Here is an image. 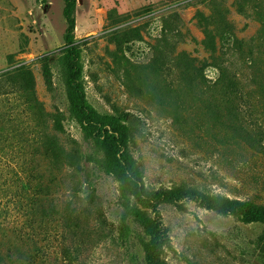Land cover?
Segmentation results:
<instances>
[{
    "label": "rangeland",
    "instance_id": "obj_1",
    "mask_svg": "<svg viewBox=\"0 0 264 264\" xmlns=\"http://www.w3.org/2000/svg\"><path fill=\"white\" fill-rule=\"evenodd\" d=\"M64 7V0H0V76L30 65L43 106L35 113L20 87L0 77V264H147L157 224L166 232L165 264H264L263 223L189 199L144 202L127 193L123 219L120 182L104 170L96 135L71 118L60 64L50 88L38 60L56 57L64 45ZM199 12L220 22L215 59L240 80L247 124L259 132L264 0H78L75 35L88 99L101 112L117 106L130 114L131 124L123 123L133 132L129 151L150 192L186 182L264 204V138L257 147L222 142L229 130L210 119L204 104L150 72L164 55L184 54L197 66L213 61ZM227 34L243 44L222 48ZM205 69L209 79L217 77L215 68Z\"/></svg>",
    "mask_w": 264,
    "mask_h": 264
},
{
    "label": "trees",
    "instance_id": "obj_2",
    "mask_svg": "<svg viewBox=\"0 0 264 264\" xmlns=\"http://www.w3.org/2000/svg\"><path fill=\"white\" fill-rule=\"evenodd\" d=\"M64 2L63 13L66 20L64 45L56 57L44 55L38 60L42 64L44 77L50 88L53 86L52 68L55 63L60 64L66 83L71 118L82 124L86 133L96 135L97 144L105 153L101 159L104 170L112 173L120 182L121 201L122 204L124 201L127 203L123 219L128 216L130 209L128 193L144 202H178L189 199L220 215L234 216L244 223L264 224V204L252 199L231 198L186 182L175 183L166 188L162 187L154 193L148 190L142 165L129 151L133 132L130 125L125 126L123 123L129 120L131 124L130 114L120 110L117 106L110 113L101 112L88 99L85 65L82 60L83 47L75 35L78 0H64ZM197 18L205 34L203 44L211 52L213 61L209 64L205 61L203 65L197 66L195 58H189L184 54H180L178 58L164 55L161 58V66L157 69L152 67L150 72L161 78L166 87L169 88L170 83L175 82L177 88H183V95L191 93L194 102L200 101L204 104L210 119L229 130L221 140L222 142L245 141L252 147H257L261 144V139L264 138V126L259 132H253L250 129L242 104L246 93L240 80L224 64L218 63L215 59L217 57L215 30L218 25L216 23L220 22L215 23L213 18L211 19L203 12H199ZM167 32L168 28L165 24L163 25L164 35ZM164 37L165 40H168L167 35ZM126 39L127 42L130 41L129 38ZM220 41L222 48L230 45L239 47L243 44V40L234 34L221 36ZM172 60L173 62H170ZM207 66L217 70V77L214 80L209 79L205 74ZM3 76L7 77L12 84L20 87L27 97V101L35 109V113L41 115L43 106L36 98L34 76L30 65L21 64L3 73L0 77ZM262 95L264 96V87ZM262 114L264 115V109ZM52 154L56 159H60L59 152L53 151ZM159 191L161 192L159 193ZM155 228L154 238L146 251L147 264H165L162 259V249L166 232L160 224H157ZM260 241L264 245V233L260 236Z\"/></svg>",
    "mask_w": 264,
    "mask_h": 264
}]
</instances>
